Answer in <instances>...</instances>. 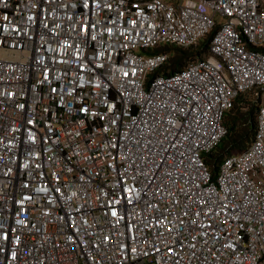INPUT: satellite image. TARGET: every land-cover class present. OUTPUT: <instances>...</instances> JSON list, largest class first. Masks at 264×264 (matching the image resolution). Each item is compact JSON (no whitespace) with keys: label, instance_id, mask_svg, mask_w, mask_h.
Segmentation results:
<instances>
[{"label":"built area","instance_id":"obj_1","mask_svg":"<svg viewBox=\"0 0 264 264\" xmlns=\"http://www.w3.org/2000/svg\"><path fill=\"white\" fill-rule=\"evenodd\" d=\"M0 52V264H264V0H0Z\"/></svg>","mask_w":264,"mask_h":264},{"label":"trees","instance_id":"obj_2","mask_svg":"<svg viewBox=\"0 0 264 264\" xmlns=\"http://www.w3.org/2000/svg\"><path fill=\"white\" fill-rule=\"evenodd\" d=\"M212 34H213V31L210 32L205 38H203L199 42L197 46H194V47L181 48L176 45H162L160 47L148 50V52L149 53H154V52L156 53V52H161V51L167 52L170 58L173 57L170 60V67H169L170 69L169 72H172L184 66L183 61L185 57L191 56L195 58L198 55H200V53L206 52V49H207V46L211 39ZM167 69L168 68L162 69V72L168 73ZM255 109H256V105L252 104L246 109L247 112H245L246 110H241L237 102H235V105L233 106V108L229 110L228 112H226V114L224 115L223 124L225 125L227 129L226 135L224 136V138H222L220 143L214 149H212L211 152L203 154L204 161L209 167L213 177L216 175V172L218 170V165L221 159L224 156L229 155V154H226V155L224 154L227 152V150L224 147L225 144L229 143L228 147H230L231 145L238 144L239 141H244V144L246 146L249 144L252 138L253 132H254V125H255L254 111ZM235 111H237V114H235L236 113ZM226 118H228V120H225ZM239 122H243L244 124L247 125L248 127L247 134L244 136H241V134H238V137L231 136V133L235 131V128L238 126Z\"/></svg>","mask_w":264,"mask_h":264},{"label":"rangeland","instance_id":"obj_3","mask_svg":"<svg viewBox=\"0 0 264 264\" xmlns=\"http://www.w3.org/2000/svg\"><path fill=\"white\" fill-rule=\"evenodd\" d=\"M1 55H4V56H5V54H4L3 52H0V56H1ZM206 55H207L206 52H202V53H200V55H198V56H200V57H204V56H206ZM171 56H173V55H171ZM172 58H173V57H171L170 60H171ZM189 58L193 59V57H191V56H189V57H185V59H184V61H183V65L186 64V62L188 61ZM183 65H182V66H183ZM260 101H261L262 104H264V93L261 95ZM235 112H236L235 114H237V111H235ZM245 112H247V110H246ZM225 120H228V118H226ZM247 132H248V127H247V125L244 124L243 122H239L238 126L235 128V131H233V132L231 133V136H237V137H238V134H241V136H244V135L247 134ZM227 139H228V138H227ZM238 139H239V138H238ZM228 145H229V143L224 145L225 149L227 150V152L224 153L225 155H226V154H231V153H236V152H238V151H242V150L245 149V147H246V145L244 144V141H239L238 144H236V145H231L230 147H228ZM224 154H223V155H224Z\"/></svg>","mask_w":264,"mask_h":264},{"label":"snow or ice","instance_id":"obj_4","mask_svg":"<svg viewBox=\"0 0 264 264\" xmlns=\"http://www.w3.org/2000/svg\"><path fill=\"white\" fill-rule=\"evenodd\" d=\"M113 215H115V213H113Z\"/></svg>","mask_w":264,"mask_h":264}]
</instances>
